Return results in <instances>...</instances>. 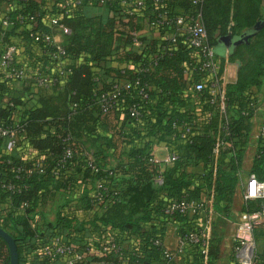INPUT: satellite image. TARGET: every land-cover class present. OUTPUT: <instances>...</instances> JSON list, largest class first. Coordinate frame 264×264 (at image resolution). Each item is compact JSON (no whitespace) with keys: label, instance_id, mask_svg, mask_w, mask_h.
I'll return each mask as SVG.
<instances>
[{"label":"trees","instance_id":"16d2710c","mask_svg":"<svg viewBox=\"0 0 264 264\" xmlns=\"http://www.w3.org/2000/svg\"><path fill=\"white\" fill-rule=\"evenodd\" d=\"M0 1L9 5L5 14L11 22L1 29L0 21V45L19 34L34 39L36 29L46 33L61 30L58 23L69 29L61 43L64 53L52 43L34 39L40 51L65 60L61 71L40 65L34 73L55 77L48 84L56 92L55 98L40 96L34 105L18 112L16 106L25 102L9 94L7 85L13 78L0 71V102L4 99L0 123L16 129V145L36 152L24 156L0 148V227L14 238L18 264H65L66 255L40 253L54 236L73 244L82 254L76 264H147L151 257L164 263V246L153 241H163L170 218L182 221L177 232L183 252L192 255L188 264H214L220 240L215 226L229 212L250 117L264 98L249 91L264 73V0H202L198 4L209 45L214 46L227 33L233 40L249 34L230 47L227 59L241 62L235 81L225 85L220 81L222 111L221 98L210 91V79L200 68L193 47L179 35L174 40L166 36L175 25L157 29L161 32L158 38L139 33V20L153 27L151 21L158 13L188 14L193 7L190 0H162L157 5L146 0L139 11L115 0H82L78 4L71 0L65 10L61 0H55L48 10L57 23L49 25L40 21L43 10L38 0ZM84 2L105 4L114 14L85 15L80 9ZM29 15L35 19L29 21ZM116 19L127 29L117 28ZM257 22L259 28H255ZM27 23L33 27L24 28ZM121 38L123 45L116 42ZM216 61L221 74L225 58L216 56ZM197 80L204 82L200 90L192 85ZM113 91L117 92L113 106L103 110L101 94ZM131 106L138 110L136 117L130 113ZM154 143H164L177 154L164 170L151 159ZM68 147L70 155L64 154ZM88 153L95 171L88 164ZM200 162L201 171L185 170L186 165ZM250 173L264 180V133L259 134ZM158 174L163 181L155 185L153 178ZM58 188L77 190L76 203L84 209L96 208L95 213L78 219L58 211L54 221L38 223L36 207ZM203 192L206 197L212 195L216 213L206 254L201 252L200 241L188 238L200 226L187 213L164 212L171 199L195 200L200 205L193 219L208 210ZM258 207L257 200H244L242 209ZM85 236L92 237L91 243ZM124 240L128 247H123ZM29 253L31 260L27 259ZM258 259L264 264V251L256 252ZM9 261L8 246L0 237V264Z\"/></svg>","mask_w":264,"mask_h":264},{"label":"crops","instance_id":"0c3cea01","mask_svg":"<svg viewBox=\"0 0 264 264\" xmlns=\"http://www.w3.org/2000/svg\"><path fill=\"white\" fill-rule=\"evenodd\" d=\"M41 2V7L43 13L40 17V21L42 24H50L51 14L48 10L49 4L53 3L55 0H38ZM67 0H61V2ZM71 1V0H68ZM73 1V0H72ZM60 3V0H58ZM9 5L5 1H0V18L6 13ZM80 9L82 13L85 15H100L106 14L111 16L113 10H110L107 5L102 3H89L84 2ZM177 10L183 11L181 6L176 7ZM118 16H116L117 18ZM127 17L124 18V21H127ZM142 20V19H141ZM137 22V21H136ZM141 24V29L139 33L145 34L148 38H158L161 35V32L153 27H150L148 24L146 25L143 21H138ZM115 26L119 29H127V26L123 23H120L118 19H116ZM33 27L32 23L25 24L24 28L31 29ZM40 31V30H39ZM11 38H16L19 43V54L16 58V63L18 66L22 67L25 70V77L23 80L10 79L8 81V89L9 94L14 96L21 97L25 102V105H17L16 111H22L25 107H30L37 102V99L40 96H50L55 98L56 92L52 89V87L48 85H39L36 81H34L35 75L38 71V67L41 65L46 69L50 70H58L63 68L65 65L64 59H57L54 54L51 55L49 52H42L39 49V45L35 42L34 39L25 38L22 34L14 35ZM53 41L56 44H60L65 39V34L61 30H56L52 32ZM116 42L119 45L124 44V39H118ZM126 48H132L130 44H126ZM216 56L218 58H225L222 71L220 74L221 85H225L227 82H233L236 80L237 69L240 65V60L235 59L233 61H229L227 59L230 46H228L225 42L219 41L216 43ZM38 61H37V59ZM238 60L240 62H238ZM0 71H3L6 75L4 69L0 68ZM34 77V78H33ZM249 91L252 94H259L264 96V73L261 76L260 82L258 84H251L249 86ZM4 104V99L0 102ZM264 121V98L261 102L256 105L253 109L252 115L250 117V128L246 138L245 148L243 151L241 163H240V171H239V179L234 187V192L232 195V202L229 207V212L227 216H223L224 220H219L217 225L215 226L218 230L220 240H219V252L218 256L215 259L214 264H228V261L231 259V252L233 246V238L236 230V224L239 218V212L242 210V206L244 203L243 190L244 185L247 179L248 174L250 173V169L253 163L254 156L257 151L258 146V138L260 134V125ZM0 148L3 151H8L12 153H24V156L27 154L35 155V151L32 148L23 147L21 145L9 146L6 140H1ZM152 154L154 159L158 162V166L161 170L166 169L167 167L172 165V160L169 158L170 151L166 144L164 143H154L152 146ZM202 163L196 164H188L185 166V170L188 172L192 171H201ZM192 187V186H190ZM78 196V192L76 190L73 192L64 191L60 188L54 190V194L51 198L47 199L46 202L42 205H38L35 209L36 214L34 216L35 219H38V223H41L42 220L54 221L56 214L58 211L62 213H70L78 217V219H83L85 217H89L95 213L96 208L84 209L80 207L76 203V197ZM202 198L206 200L208 205V210L200 211L197 216L192 219L194 215L191 212L187 213V217L189 220H192L197 226L207 227L209 225V233H211V221H215L216 213L212 208V195L206 197L205 192L202 193ZM6 205V203L4 204ZM182 224V221H178L175 218H170L166 221V228L163 235V245L168 248H176L179 242L178 236V226ZM147 225V224H146ZM264 223L256 227L254 230V241H256V237L259 240L264 239ZM80 234V233H79ZM256 235V237H255ZM86 240L91 243L92 237H84ZM123 247H128V240H124L122 243ZM264 245V244H263ZM256 246V245H255ZM259 251H264V247L258 246ZM33 256L29 253L27 255V259L31 260ZM192 260V255L185 251L181 254L170 257L166 260V262H162L154 257H151V260L147 264H188ZM64 264V263H60Z\"/></svg>","mask_w":264,"mask_h":264},{"label":"built area","instance_id":"2783aa9c","mask_svg":"<svg viewBox=\"0 0 264 264\" xmlns=\"http://www.w3.org/2000/svg\"><path fill=\"white\" fill-rule=\"evenodd\" d=\"M82 0H74L73 2L78 4ZM121 4L122 7L130 6L135 10H140L146 0H115ZM162 0H153L157 5ZM202 0H190L192 4V9L188 14H168V12L158 13L156 18L151 21V26L156 29L163 27H170L175 25V30L172 32H167L166 36L175 39V36L179 35L182 37L183 42L188 46L193 47L192 52L194 55L198 56L200 68L207 74L210 79V91L214 94L218 93L220 101V110H223V93L220 89V74L218 72V63L216 61V53L213 45L207 43V34L206 30L201 22V13L198 8L199 2ZM70 5V1L61 2L60 7L66 8ZM19 20L23 21V15L19 14ZM29 21H33L34 15H29ZM1 29H4L6 26L10 25L7 15L4 13L1 18ZM57 20L55 17H51L50 24H56ZM62 32H67L69 29L58 23L57 25ZM136 34V32H133ZM34 39H42L46 42L52 43L55 45L60 53H64V50L60 44H56L53 41L52 33L41 32L39 30L33 31ZM136 40V39H135ZM139 43V41H136ZM19 54V43L16 38H11L4 45H0V68L4 69L8 77H11L16 80H22L25 77V70L16 64V58ZM185 73L191 75L190 69H186ZM36 82L39 85H48L51 81L55 80V77H52L49 73H40L35 76ZM194 88L200 90L204 82L202 80L193 81ZM141 91V90H140ZM117 92L113 91L112 93H102L101 94V107L103 110H106L113 106ZM130 113L133 116L138 115V110L134 107H130ZM15 128L9 125H4L0 123V137L7 139L9 146H14L16 142ZM260 133H264V121L260 125ZM64 154L70 155L71 149L68 147L65 149ZM177 157L175 152H170L169 158L173 161ZM88 164L92 170H96L97 167L92 163L91 154H87ZM153 161H156L154 157L151 158ZM163 181L162 175L158 174L153 178L155 185H160ZM101 183H97V187H100ZM7 187L11 188L12 185L8 184ZM244 200H257L258 208L257 209H242L239 212V218L236 224V230L233 238V246L231 252V259L228 261V264H257L256 260V246L254 241V230L256 227L264 223V180L258 179L254 174L250 173L247 176L244 190H243ZM200 204L195 200H189L186 198L181 199H171L170 202L164 208V212L169 215H173L175 212L179 213H195L197 207ZM211 224V223H210ZM209 225L203 228L200 227L199 231H191L188 234V238L192 242H201V252L206 254L208 241H209ZM157 244H163V241L160 239H155L153 241ZM183 242L180 241L176 248L163 247L162 253L166 259L173 257L175 255L181 254L183 249L181 248ZM112 247H116L114 243H111ZM117 249V248H116ZM48 256H67V261L65 264H76L79 260L82 259V254L74 250L73 244L65 243L61 240L59 236H54L52 238V243L50 245H45L40 252ZM206 256V255H205Z\"/></svg>","mask_w":264,"mask_h":264},{"label":"water","instance_id":"95a60500","mask_svg":"<svg viewBox=\"0 0 264 264\" xmlns=\"http://www.w3.org/2000/svg\"><path fill=\"white\" fill-rule=\"evenodd\" d=\"M260 23L257 22L255 24V28H259ZM249 36V34L244 35L243 37H239L237 39H232L231 34L227 33L222 36H220V41L225 42L228 46L231 47L232 44H236L241 42L243 39H246ZM238 62H240L238 60ZM0 237L6 242L8 249H9V255H10V261L9 264H18V252L16 248V243L14 241V238L2 227H0Z\"/></svg>","mask_w":264,"mask_h":264},{"label":"rangeland","instance_id":"374dc122","mask_svg":"<svg viewBox=\"0 0 264 264\" xmlns=\"http://www.w3.org/2000/svg\"><path fill=\"white\" fill-rule=\"evenodd\" d=\"M216 49H217V47H216V44L214 45V50H215V52H216ZM263 227V229H264V226H262ZM264 236V235H263ZM255 237H256V235H255ZM258 237H256V241H255V245H256V252L257 253H259V250H258V246H261V247H264V239H262V240H260V242H258L259 240L257 239ZM257 264H261L260 263V259H258L257 260Z\"/></svg>","mask_w":264,"mask_h":264}]
</instances>
